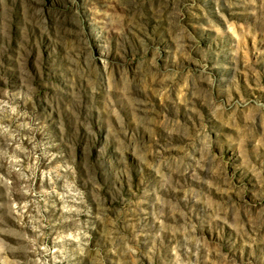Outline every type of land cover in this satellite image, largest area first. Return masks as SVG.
Wrapping results in <instances>:
<instances>
[{
  "label": "rangeland",
  "instance_id": "1",
  "mask_svg": "<svg viewBox=\"0 0 264 264\" xmlns=\"http://www.w3.org/2000/svg\"><path fill=\"white\" fill-rule=\"evenodd\" d=\"M0 264H264V0H0Z\"/></svg>",
  "mask_w": 264,
  "mask_h": 264
}]
</instances>
